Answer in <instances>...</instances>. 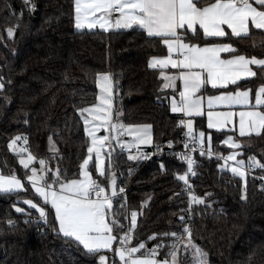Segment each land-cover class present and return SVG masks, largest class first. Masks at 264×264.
<instances>
[{"label": "trees", "instance_id": "1", "mask_svg": "<svg viewBox=\"0 0 264 264\" xmlns=\"http://www.w3.org/2000/svg\"><path fill=\"white\" fill-rule=\"evenodd\" d=\"M31 3L37 11L34 20L35 11L25 7L23 0H0V172H14L25 184L17 193L0 194V264H98V255H88L82 247L57 236L51 223L44 225L39 214L22 203L24 199L42 201L25 179L27 170L19 156L8 148L10 140L24 136L27 148L37 157L32 166L43 158L48 168H59L69 179L79 178L88 140L76 109L96 102L97 73H109L112 78L119 121L149 124L152 144L146 149L161 148L159 156L149 161L129 160L119 149L105 158L104 168L110 160L117 190L124 188L113 198L123 231L131 227V212L138 213L130 245L160 242V234L181 230L179 217L186 209V198L176 175L185 171L177 157L184 128L180 117L168 110L165 98L171 92L162 88L160 72L148 67L150 57L166 55L164 45L142 30H76L73 0ZM9 28L14 30L12 37L7 35ZM250 33L243 38L228 34L208 40L201 32L199 37L188 33L185 42L231 43L236 54L263 58L264 30L251 28ZM254 71L256 76L237 83L239 89L254 93L264 84V71ZM224 90L234 91L237 86ZM195 130L211 135L213 155L197 156V173L191 179L193 191L205 200L193 206L192 239L208 254V264H264V179L260 178L264 169L255 168L243 180L235 177L228 182L231 174L221 170L224 161L217 154L233 151L222 143L230 133L207 129L203 118L195 119ZM50 136L57 147L55 154L48 152ZM237 140L240 159L247 163L249 156H255L264 163V130L259 136ZM169 141L171 147L165 145ZM89 170L92 177L107 183L94 171V163ZM13 205L25 213H17ZM8 219L14 222L12 227ZM154 233L158 238L149 240ZM112 264H118L117 260Z\"/></svg>", "mask_w": 264, "mask_h": 264}, {"label": "snow or ice", "instance_id": "2", "mask_svg": "<svg viewBox=\"0 0 264 264\" xmlns=\"http://www.w3.org/2000/svg\"><path fill=\"white\" fill-rule=\"evenodd\" d=\"M23 4L29 9L35 7L31 0H23ZM74 13V27L77 30H92L97 27L105 32L110 29L142 30L148 38L158 39L167 48L168 54L161 58L153 57L148 67L161 69L163 88L175 90L176 81L180 82L179 100L173 96L172 112L182 113L185 117L202 115V100L196 95L202 88L210 85L213 89H227L229 85H235L236 91L210 95L208 108L212 109L214 105L222 104L239 105L244 110L238 113L210 110L207 113L208 128L222 129L232 123L234 116H238L241 137L252 133L261 135L264 130V84L255 91V103L252 104L251 89L241 91L237 82L242 78L257 75L251 65L264 71V58L236 54L237 50L231 43L208 42L201 47L198 43L185 41L189 32L199 37L201 30L205 40L225 37L228 30L232 37L238 38L250 35L251 28L264 30V0H74ZM13 34L12 28L7 29L9 37ZM221 53H228L231 58H222ZM169 67L177 71L173 74L163 71ZM95 83L99 89L95 96L96 102L88 107L76 109L83 121L84 134L90 139L87 148L89 155L79 165V178L69 179L59 168L55 170L48 168L47 161L43 158L38 159L39 169L31 166L37 157L31 154L27 147L17 144L23 139V144L26 145L27 138L16 136L9 141V150L19 156L20 165L27 170L24 174L25 179L42 201L38 203L33 199H24L23 203L29 209H35L39 214L38 220L44 225L51 223L52 230L57 236L75 243L78 248L82 246L88 255H98V264H106L107 257L102 250L113 251V243L117 240L119 243L114 248V254L119 257L121 264H181L178 258L181 247L183 253L190 255V264H208V254L192 239L191 229L184 223L183 215L179 217L183 224L182 230H170L160 234V242L152 248H146L142 241L136 246H129L137 226L138 213L131 212V227L123 231L124 226L118 219L117 212L113 210V198L117 196V191L123 193L124 188L120 187L117 190L111 162L109 160L105 170L101 154L112 140L122 148L136 147L139 151V145L152 143L149 132L151 126L125 125L119 121L120 113L114 111V88L109 73H97ZM2 88L3 84L0 83V89ZM181 123L187 127L188 138L193 144L200 145V153L204 155L205 133L195 135L191 119L182 120ZM101 129L107 134L98 136L97 133ZM125 134L131 136L132 140L121 141L120 137ZM49 141L51 145V136ZM222 143L231 149H238L241 146L232 136H228ZM185 148H188L187 143ZM49 150L55 151L51 146ZM192 151H195V148ZM93 152L96 173L106 178V186L93 179L88 168ZM22 153L27 155H21ZM207 155L209 157L213 155L210 135ZM217 155L218 159L224 161L219 165L221 170L227 169L241 180L251 169H264V163L255 156H249L246 163L243 159H237L239 153L235 151L227 156ZM177 157L187 161V170L183 174H177L176 179L182 181L188 190L191 213L193 204H204L205 200L191 192L192 185L188 176L196 174L193 168L195 161L190 155L183 156L177 153ZM136 158L131 154L128 156L129 160ZM229 161L234 163L230 164ZM161 168H164L163 164ZM260 178L264 179V176ZM24 189L25 184L14 172L0 174V194H14ZM108 189H111L110 194ZM245 198L244 195L241 196L242 200ZM13 207L17 213H25L24 208L16 205ZM53 213L54 223L51 222ZM6 223L9 227L14 224L11 219ZM121 231L123 235L119 234ZM157 238L155 233L148 237L149 240ZM165 247L167 251L163 253L164 258L157 259L160 250ZM141 250H144L143 254L136 255Z\"/></svg>", "mask_w": 264, "mask_h": 264}, {"label": "crops", "instance_id": "3", "mask_svg": "<svg viewBox=\"0 0 264 264\" xmlns=\"http://www.w3.org/2000/svg\"><path fill=\"white\" fill-rule=\"evenodd\" d=\"M73 7H74V0H73ZM74 15H75V13H74ZM198 27V26H197ZM226 27V26H225ZM76 29V28H75ZM253 29H255V28H253ZM77 30V29H76ZM83 30H89V29H83ZM92 30H101V31H103L102 29H100L99 27H97V28H94V29H92ZM119 30H129V29H110L109 31H119ZM255 30H257V29H255ZM261 31H263V30H261ZM189 33H191V32H189ZM201 33H202V30H201ZM192 34V33H191ZM203 34V33H202ZM228 34H230L231 35V33H230V30H228ZM218 38H224V37H216V38H214V39H218ZM213 39V38H212ZM200 46V45H199ZM204 46V45H203ZM203 46H201V47H203ZM165 47V46H164ZM165 49H166V55L168 54L167 53V48L165 47ZM166 55H164V56H166ZM164 56H154V57H156V58H161V57H164ZM221 57L222 58H225V59H228V58H231V56H230V54H228V53H221ZM153 57H150L149 58V60H148V63H149V61L152 59ZM264 58V57H263ZM253 70L255 69V68H257V66H255V65H251L250 66ZM150 69H153V70H158L159 72L161 71V69H159V68H150ZM163 71H165L166 73H169V74H173V73H175L177 70L176 69H172L171 67H169V68H167V69H164ZM160 78H161V80H162V88H163V84H164V80H163V78L160 76ZM252 77H246V78H242L241 80H239L237 83H239V82H241V81H244V80H248V79H251ZM176 85H177V87H176V89L175 90H173L172 88H163L164 90H168V91H170L171 92V94H169L166 98H165V101H166V104H167V107H168V110H169V112L170 113H172V114H175V115H178L179 117H180V119H181V121L182 120H187V119H191L192 120V122H193V132H194V134L195 135H199V133L200 132H202V131H196L195 130V119H198V118H203L204 119V121H205V125H206V127H207V129H209L208 128V116H207V113H208V111H214V112H224V111H231V112H236V113H238L239 111H241V110H244L241 106H239V105H233V106H225V105H222V104H218V105H214V107L212 108V109H209L208 108V97L210 96V95H220L222 92H227V91H225L224 89H213V88H211V86L210 85H208V86H205L204 88H202L201 90H200V92H198L196 95L198 96V97H200L201 98V100H202V115H198V116H191V117H185L182 113H174V112H172L171 111V102H172V98H173V96L175 97V99H177V100H179V91H180V82L177 80L176 81ZM230 86H233V85H229V87ZM260 87V86H259ZM259 87H257L256 88V90L259 88ZM239 90H241V91H243L242 89H239ZM244 90H249V89H244ZM255 90V91H256ZM234 91H236V90H234ZM255 91H254V93H252L251 91H250V100H251V103L252 104H254L255 103ZM182 124V123H181ZM182 126H183V128L187 131V127H186V125L185 124H182ZM209 130H211V131H226V132H229L230 134H228V136H232L233 137V139L235 140V141H237V142H239L237 139L238 138H243V137H249V136H257L255 133H252L251 135H246V136H243V137H241L240 135H239V117L238 116H234L233 117V121H232V123H229V124H227L225 127H223L222 129H219V130H217V129H209ZM210 134H205V138H204V145H206V146H208V136H209ZM211 136V135H210ZM227 136V137H228ZM226 137V138H227ZM225 138V139H226ZM240 143V142H239ZM241 145V144H240ZM227 146V145H226ZM147 146H144V147H142V148H146ZM241 147V146H240ZM239 149V148H238ZM238 149H233V151H235V152H237V153H239V155L241 154V152L238 150ZM232 151V152H233ZM231 153V152H230ZM229 153V154H230ZM228 154V155H229ZM239 155L237 156V159H240L239 158ZM227 156V155H226ZM229 163L230 164H233L234 162L233 161H229ZM37 167V166H36ZM226 171H228L227 169H225ZM230 174H232L230 171H228ZM0 174H1V172H0ZM233 175V174H232ZM34 192V191H33ZM35 193V192H34ZM23 203V202H22ZM24 204V203H23ZM25 205V204H24ZM25 206H27V205H25ZM28 207V206H27ZM35 210V209H34ZM114 244H115V241H114V243H113V251H108L109 253H110V256H106L107 257V261H106V264H112V262L116 259L117 260V263L118 264H121V261H120V259H119V257H117V256H115V254H114ZM82 247V246H81ZM182 248V247H181ZM102 251H107V250H102ZM137 255H141V254H137ZM157 259H163L162 258V256H158L157 257Z\"/></svg>", "mask_w": 264, "mask_h": 264}, {"label": "built area", "instance_id": "4", "mask_svg": "<svg viewBox=\"0 0 264 264\" xmlns=\"http://www.w3.org/2000/svg\"><path fill=\"white\" fill-rule=\"evenodd\" d=\"M32 10H36V7H34ZM186 130L184 129V131H183V137H182V149H181V151H180V154L181 155H183V156H188V155H190L191 156V158L195 161V164L193 165V168H194V171H195V173H197V171H196V165H197V156L198 155H201V153H200V145L199 144H193L192 142H191V140L188 138V136L186 135ZM185 143H187L188 144V148H185ZM165 145L166 146H168L169 145V143L168 142H166L165 143ZM158 148H159V150H158ZM193 148H195V151H192V149ZM204 148H205V152H207V146L206 145H204ZM119 152L121 153V154H123V155H134V156H136L137 158V160H141V161H149V160H151V159H153L154 157H156V156H159V154L161 153V148L160 147H158V146H156V147H154L153 149H151V150H148V149H146V148H141V147H139V151L137 150V148L136 147H132V148H122L121 146L119 147ZM178 161H179V163L181 164V165H183L184 166V168H185V171L187 170V161L186 160H183V159H180V158H178ZM254 169H251L250 171H253ZM184 171V172H185ZM196 176V174L195 175H191V174H189V176H188V180H189V183L191 184V179L193 178V177H195ZM235 178V176H233L232 174H231V177H230V179L228 180V182H231V180H233ZM93 179H96L99 183H101L102 185H104L103 184V182H102V180L100 179V178H98V177H93ZM191 192H193V193H195L194 191H193V189L191 188ZM182 193L184 194V196H185V198H186V209H185V211L181 214V215H183L184 217H185V221H184V223H186L189 227H190V229H191V232H192V218H193V206L195 205V204H193L192 205V208H191V213L189 212V203H188V201H189V195H188V190L186 189V186L184 185V183L182 182ZM196 194V193H195ZM197 195V194H196ZM182 230V229H181ZM180 231V230H179ZM158 243V241L157 242H154V243H151V244H146L145 243V246H146V248H152L153 246H155L156 244ZM129 246H131V245H129ZM143 251L144 250H141V252L140 253H137V254H143ZM167 251V247H165V248H163V249H161L160 250V255H158V256H162V253H164V252H166ZM136 254V255H137ZM157 256V257H158Z\"/></svg>", "mask_w": 264, "mask_h": 264}, {"label": "rangeland", "instance_id": "5", "mask_svg": "<svg viewBox=\"0 0 264 264\" xmlns=\"http://www.w3.org/2000/svg\"><path fill=\"white\" fill-rule=\"evenodd\" d=\"M105 73V72H104ZM1 83V82H0ZM113 88H114V85H113ZM98 92H99V89H98ZM97 92V93H98ZM121 122V121H120ZM124 124V123H123ZM125 125H149V124H125ZM149 132H150V135H151V127H150V129H149ZM107 133H105L104 132V130L103 129H101L98 133H97V135L98 136H100V135H106ZM20 137H22V138H24V136H20ZM87 140H88V143H87V148H88V146L90 145V139L87 137ZM120 140L121 141H125V142H128V141H131L132 140V137L131 136H129V135H123V136H121L120 137ZM17 144H18V146H23V147H27V144L26 145H24L23 144V139L21 140V141H18L17 142ZM151 144L152 143H150V144H141V145H139V147H144V146H147V147H149V146H151ZM50 146L51 147H54V149H55V151H50L49 149H50ZM119 145H117V143H116V141L115 140H112L111 142H110V144L109 145H107L106 146V148H105V150L104 151H102V154H101V159H102V161H103V166L105 165V158H106V156L109 154V153H112V152H115V151H117L118 149H119ZM12 152V151H11ZM48 152H50V153H52V154H55V153H57V147H56V145H55V143L53 142V140L51 141V145H50V141L48 140ZM12 153H14V152H12ZM14 154H16V153H14ZM21 155H27L26 153H22ZM89 154H88V152H87V156H88ZM86 156V157H87ZM91 156H92V159H90V161H89V165L91 164V163H94V171L96 172V168H95V152H93L92 154H91ZM35 162V161H34ZM33 162V163H34ZM89 165H88V168H89ZM32 166V165H31ZM30 166V167H31ZM47 166V165H46ZM39 167H40V165H39V163H38V166L36 167L37 169H39ZM90 173H91V171H90ZM30 174V173H29ZM97 174V173H96ZM97 175H99V174H97ZM115 178H116V176H115ZM107 185V183L105 184V186ZM31 186V185H30ZM32 188V187H31ZM33 190V189H32ZM108 191H109V194H110V192H111V189H108ZM178 258L180 259V261H181V264H190V259H191V257H190V255H186L185 253H183V251H182V248H181V251L178 253Z\"/></svg>", "mask_w": 264, "mask_h": 264}, {"label": "water", "instance_id": "6", "mask_svg": "<svg viewBox=\"0 0 264 264\" xmlns=\"http://www.w3.org/2000/svg\"><path fill=\"white\" fill-rule=\"evenodd\" d=\"M36 14H37V11H35V13H34L33 20H34V18H35V16H36ZM134 99H135V97H131V100H134Z\"/></svg>", "mask_w": 264, "mask_h": 264}]
</instances>
